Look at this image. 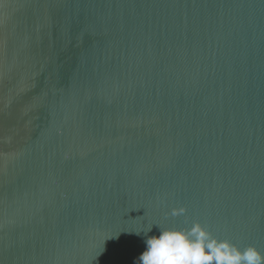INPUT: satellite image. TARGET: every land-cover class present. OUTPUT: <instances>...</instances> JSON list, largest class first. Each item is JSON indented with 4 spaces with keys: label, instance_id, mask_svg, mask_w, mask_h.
I'll use <instances>...</instances> for the list:
<instances>
[{
    "label": "water",
    "instance_id": "1",
    "mask_svg": "<svg viewBox=\"0 0 264 264\" xmlns=\"http://www.w3.org/2000/svg\"><path fill=\"white\" fill-rule=\"evenodd\" d=\"M193 221L264 253V0H0V264Z\"/></svg>",
    "mask_w": 264,
    "mask_h": 264
},
{
    "label": "clouds",
    "instance_id": "2",
    "mask_svg": "<svg viewBox=\"0 0 264 264\" xmlns=\"http://www.w3.org/2000/svg\"><path fill=\"white\" fill-rule=\"evenodd\" d=\"M185 211L173 209L171 215H184ZM158 228V235H147L152 227L143 232L146 247L138 264H264V253L255 245L240 248L227 238L215 236L199 221L187 227Z\"/></svg>",
    "mask_w": 264,
    "mask_h": 264
}]
</instances>
